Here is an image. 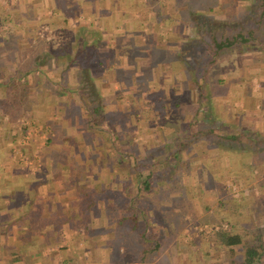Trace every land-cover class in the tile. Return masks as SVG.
<instances>
[{"label": "crops", "instance_id": "crops-1", "mask_svg": "<svg viewBox=\"0 0 264 264\" xmlns=\"http://www.w3.org/2000/svg\"><path fill=\"white\" fill-rule=\"evenodd\" d=\"M14 1L0 8V264H140L137 234L179 230L201 199L224 193V178L258 201L260 90L188 97L172 75L209 33L198 13L209 0ZM43 21L56 35L29 47ZM169 87L173 99L161 95ZM35 116L49 142L36 152L20 144L33 158L24 165L15 120Z\"/></svg>", "mask_w": 264, "mask_h": 264}, {"label": "rangeland", "instance_id": "rangeland-1", "mask_svg": "<svg viewBox=\"0 0 264 264\" xmlns=\"http://www.w3.org/2000/svg\"><path fill=\"white\" fill-rule=\"evenodd\" d=\"M12 1L13 0H0V8L4 9V13H7V9L5 10V8H7L8 3ZM259 1L260 0H209L211 4L210 7H199L202 11H198V13H204L212 17L210 19L213 21H221V26L215 28L217 30L222 31V29L225 28V31H229L240 23H242V25H244L243 28H245L250 10H258ZM47 9L44 10V14H47ZM37 11L40 10H36V14ZM51 13L53 14V10L49 11V15H51ZM40 14L42 16L43 13L40 12ZM17 15H20V13H16V16ZM8 20L10 21V17ZM8 20H5L4 24ZM68 21V17L63 18V24L66 23L68 25ZM39 24L36 26L31 36L34 40V44L29 45V47L33 46V48H39L41 50L43 45H45L42 42L51 40L53 36L56 35V32L53 28V21H43ZM45 26L47 27L46 31H42ZM206 30V28L205 30L202 29L200 33ZM38 33L41 34L38 35ZM226 35L228 34L225 33L222 36L225 37ZM255 35H257L258 39L264 40V18L258 30L255 31ZM205 37H209L207 32H204V39H201L199 42L202 46L196 49V51H198L195 52V49L191 52L188 51L187 59L184 58L187 65H185V62H182V66L179 64L182 68L179 67L176 69L177 71L172 74L173 77L174 75H178L176 78L179 77L180 81L185 85L182 87V94L196 98L199 96L198 91L201 90L211 97L216 95L245 97L250 94L249 92L245 94V91H250V88L254 87L260 90L261 95H263L262 98H259L258 108H260V110H258L262 114L261 122L264 123V108L261 107L264 106V48L260 47V44L258 45L256 42L247 45L244 44L243 46L236 44L227 48H222L213 55L214 60L207 65L206 71L202 74L198 69L206 58L211 57V54L207 52L205 47ZM195 54H199L200 58H196ZM188 66H191L192 69L188 68ZM204 81H208L209 87L206 88L207 90H205ZM174 91L175 90L171 87L162 88L161 95L171 98L175 94ZM221 103L225 105V102ZM145 105L149 108L152 104L145 101ZM238 105L239 104L235 105L233 102L231 103L230 109L233 111V114H235V110H240ZM20 107L21 105L18 109H20ZM206 113H208L206 117L212 120V123L217 119L215 118L216 116H213L210 109H208ZM157 123V125H163L161 120H157ZM15 125L17 126V130H19V134L17 136L18 145L15 146L14 154H16L17 160L25 165L24 160L26 156L31 161L33 158L27 154L28 152L26 153V151L18 149L20 148V144L24 146H30L31 144L36 152V150H39L49 142V133L41 120L38 119V116H35L31 122L29 120L28 123L26 122V118L19 117L15 120ZM182 176L184 177L183 174L179 175V179H184ZM186 178L188 179L187 176ZM224 179L225 181L228 180L224 183V193L216 191V196L215 193H211L212 197L210 196L209 199L206 197L201 199V206H203L202 212L196 211L192 212V214L184 215V226L182 228L180 227L177 231H173V228H169L172 229L169 231L165 230L166 237L164 235L160 239L161 243H159L158 247L152 250L148 248L136 260L141 259L142 262L140 264H231L230 255L232 254L235 260H239L242 256V246L241 244H234L230 247L221 245L215 236L216 231L220 229H229L231 232H237L244 239L252 238L251 236L254 232H260L261 239L264 241V195L262 194L264 193V189L256 185L254 186L260 189L261 194L258 191V201L255 199L256 202L252 203L255 201L254 199L252 200V194L256 193H243L242 185L240 182L236 181L233 176ZM218 182L219 181H216L214 183ZM219 185L222 187V184ZM142 200L143 199L138 200L139 205L143 204L141 202ZM169 216L170 215L165 212L163 213L164 220ZM142 222L136 220L133 225L138 228L140 225L145 224ZM127 224L130 225L131 222L128 221ZM162 229L164 230L166 228L162 227ZM159 232L155 234L153 230L154 234L151 233L152 235L148 234V236H146L147 241L151 243V238H154L155 235L157 236ZM134 236L135 235H133L132 238L139 241L137 238L138 236ZM95 255H97V253L93 251L92 256ZM112 258L113 260L111 259L109 262H103L101 264H122L120 261L115 260V258L118 257L112 256ZM260 264H264V259H262Z\"/></svg>", "mask_w": 264, "mask_h": 264}, {"label": "trees", "instance_id": "trees-1", "mask_svg": "<svg viewBox=\"0 0 264 264\" xmlns=\"http://www.w3.org/2000/svg\"><path fill=\"white\" fill-rule=\"evenodd\" d=\"M249 14L250 15L247 18L245 28H243L244 25L240 23L239 25L234 26L233 29L229 31L227 30L225 31V28L222 29V31L215 29L216 27L221 26L220 24L221 21H218V20L213 21L212 19H210L212 17L209 16L208 19H210V22L205 24V27L209 28V33H208L209 37H205L204 42H205V47L207 49V52L211 54V57L206 58V60L201 65V67L198 69L200 73L203 74L206 71L207 65L212 63V61L214 60L213 55H215L222 48H227L229 46L236 45V44L243 46L244 44L247 45V44H252L255 42L258 43V45L260 44V47L264 48V40L258 39L257 35H255V31L258 30L260 23L262 22L264 18V0L259 1L258 10L256 11L250 10ZM225 33H227L228 35L223 37L222 35ZM196 42L198 41L196 40ZM195 55H196V58H200L199 54H195ZM184 62L185 64L187 63L186 61ZM228 139L229 140L233 139V137H228ZM146 223L147 221H145V224ZM151 233H153V231H151ZM137 235L145 243V247H143V250H142L143 252L147 250L148 248L150 250L155 249L156 247H158L159 242L161 241L158 238H151L150 240L151 243H149V241L146 240L147 235H145V231L141 232L140 235L139 234ZM215 236L217 240L219 241V243L226 247L227 246L230 247L231 245H234V244H241L242 256L239 260H235L233 258V255L231 254L230 255L231 264H260L262 259H264V241L263 239H261L260 232H254L251 236L252 238L244 239L237 232H231L229 229H220L216 231Z\"/></svg>", "mask_w": 264, "mask_h": 264}, {"label": "built area", "instance_id": "built-area-1", "mask_svg": "<svg viewBox=\"0 0 264 264\" xmlns=\"http://www.w3.org/2000/svg\"><path fill=\"white\" fill-rule=\"evenodd\" d=\"M46 29H47V27L45 26V27H43V30L42 31H46ZM24 163L25 164H29V163H31V160H29V158L26 156V159L24 160Z\"/></svg>", "mask_w": 264, "mask_h": 264}]
</instances>
